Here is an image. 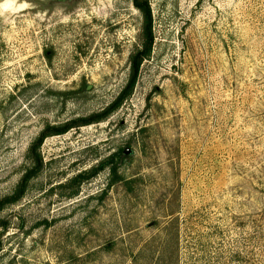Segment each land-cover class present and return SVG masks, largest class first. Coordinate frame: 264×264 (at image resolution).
Here are the masks:
<instances>
[{"label":"rangeland","instance_id":"374dc122","mask_svg":"<svg viewBox=\"0 0 264 264\" xmlns=\"http://www.w3.org/2000/svg\"><path fill=\"white\" fill-rule=\"evenodd\" d=\"M23 2V0H20ZM27 0L0 16V264H264V0ZM82 123V126H76ZM126 149L79 188L69 182Z\"/></svg>","mask_w":264,"mask_h":264},{"label":"trees","instance_id":"16d2710c","mask_svg":"<svg viewBox=\"0 0 264 264\" xmlns=\"http://www.w3.org/2000/svg\"><path fill=\"white\" fill-rule=\"evenodd\" d=\"M134 5L136 9L141 13L143 22L141 27V32L139 36V46L136 48V50L131 54L130 56V65H131V73H130V79L128 81V84L126 87L121 91L118 98L106 109L100 117H94V119H91V121H88L85 124H91V123H99L102 120H105L108 118L110 114L118 110L122 104L132 95L133 89L136 85L138 73L140 71V67L144 60H146L152 51V47L154 44V36H153V17H152V11L150 4L148 0H134ZM82 123H78L76 126H82L80 125ZM69 127H63V128H54L50 131L43 132L39 138L33 143V145L30 147L28 152V158L31 159V161L34 162V166L32 169H29L24 177L21 179L20 183L18 184L15 193L10 196L9 198L0 201V210L4 208L6 204L16 203L21 199L23 196V193L25 191V188L27 184L32 180L33 177L38 175V172L42 166V158L39 153L40 147L42 146L43 142L46 138L53 136V135H60L65 133ZM127 155L126 149H119L117 152L111 154L107 158L103 159L96 167L84 171L74 178L70 180L71 185H76L77 191L74 193V196L78 193V188L87 180H90L94 177H96L100 172H102L105 169H109L110 174L112 178L114 179L118 175V163L117 160L125 158Z\"/></svg>","mask_w":264,"mask_h":264},{"label":"clouds","instance_id":"9594fccd","mask_svg":"<svg viewBox=\"0 0 264 264\" xmlns=\"http://www.w3.org/2000/svg\"><path fill=\"white\" fill-rule=\"evenodd\" d=\"M29 7L27 0H0V16L4 15L6 12H18L21 9Z\"/></svg>","mask_w":264,"mask_h":264}]
</instances>
